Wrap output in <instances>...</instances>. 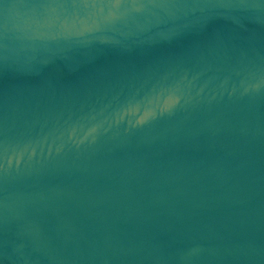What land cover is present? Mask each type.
I'll return each instance as SVG.
<instances>
[{"label":"water","instance_id":"water-1","mask_svg":"<svg viewBox=\"0 0 264 264\" xmlns=\"http://www.w3.org/2000/svg\"><path fill=\"white\" fill-rule=\"evenodd\" d=\"M0 264H264V0H0Z\"/></svg>","mask_w":264,"mask_h":264}]
</instances>
